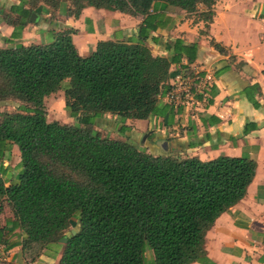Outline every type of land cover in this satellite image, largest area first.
<instances>
[{
	"label": "trees",
	"instance_id": "1",
	"mask_svg": "<svg viewBox=\"0 0 264 264\" xmlns=\"http://www.w3.org/2000/svg\"><path fill=\"white\" fill-rule=\"evenodd\" d=\"M40 2L53 14L77 17L92 6L143 20L137 41L101 40L88 55L78 53L68 27L48 43L0 47V102L19 103L0 112V158L14 145L20 158L12 175L0 163V215L8 208V230L21 235L7 249L18 243L35 260L44 249L62 246L58 264H147V249L153 264L199 261L206 231L244 196L256 162L153 155L129 140L125 120L169 113L171 104L159 98L172 88L170 67L197 57V43L181 38L166 42L167 56L151 52L145 39L169 20L152 11L160 5L193 13L200 2L210 7L214 0H25L10 7L24 14L11 39L28 21L22 6L31 12ZM198 13L207 27L213 11ZM59 90L73 123L47 119L45 98Z\"/></svg>",
	"mask_w": 264,
	"mask_h": 264
},
{
	"label": "crops",
	"instance_id": "2",
	"mask_svg": "<svg viewBox=\"0 0 264 264\" xmlns=\"http://www.w3.org/2000/svg\"><path fill=\"white\" fill-rule=\"evenodd\" d=\"M24 1L0 0V47L48 43L61 27H68L75 30L72 41L78 53L88 55L101 40L137 41L143 20V16L92 6L83 8L77 17L59 11L53 14L41 2L29 12L30 6L25 4L22 9L27 11L28 21L19 36L11 39L24 14L10 7ZM208 9L214 15L206 27L198 12ZM154 12L169 17L165 27L151 31L144 41L154 55L167 56L166 42L176 38L198 45L193 62L183 59L171 65L166 82L171 89L176 87V76L187 68L209 70L215 81L203 100L173 103L169 113L149 120L126 119L129 140L135 144L142 139L139 148L153 155L253 159L255 174L244 196L215 219L205 234V255L190 264H264V0H214L210 7L200 2L193 13L175 7L162 10L158 5ZM211 41L226 52L216 50ZM166 94L159 98L160 103L169 104ZM110 136L126 139L119 134ZM7 222L0 226V264H58L62 246L56 251L47 249L51 252H43L35 260L26 258L30 259L27 263L20 244L7 249V244L21 240L20 231H9ZM145 257L147 264H153L150 249Z\"/></svg>",
	"mask_w": 264,
	"mask_h": 264
},
{
	"label": "rangeland",
	"instance_id": "3",
	"mask_svg": "<svg viewBox=\"0 0 264 264\" xmlns=\"http://www.w3.org/2000/svg\"><path fill=\"white\" fill-rule=\"evenodd\" d=\"M18 102L14 101H6V102H0V112L2 111H14L18 107ZM45 106L47 111V119L49 121L57 120L61 123H73L74 118L70 117L68 111L64 107V96L62 90L49 95L45 98ZM108 128H105L103 125H97L96 128L100 129L102 132H108L109 134H113L115 136L118 135V133L115 131V129H111L109 126ZM140 143H143L142 139H137L135 142L136 146L139 148ZM19 151L16 146H12L11 151L9 155L5 154L2 158H0V163H3V165L7 168H9V174L12 175L16 172V166L19 162ZM6 208V206H5ZM11 217V213L8 210V208L5 209V212L0 216V226H2L5 222H7ZM35 251L38 250L34 248ZM43 252L48 253L51 252L49 250H43ZM25 257V262H29L31 258V255L27 253ZM53 264V263H49Z\"/></svg>",
	"mask_w": 264,
	"mask_h": 264
},
{
	"label": "built area",
	"instance_id": "4",
	"mask_svg": "<svg viewBox=\"0 0 264 264\" xmlns=\"http://www.w3.org/2000/svg\"><path fill=\"white\" fill-rule=\"evenodd\" d=\"M176 78V87L165 95L170 104L188 105L189 102L196 101L198 98L205 99L215 81L211 71L199 68L183 71Z\"/></svg>",
	"mask_w": 264,
	"mask_h": 264
},
{
	"label": "water",
	"instance_id": "5",
	"mask_svg": "<svg viewBox=\"0 0 264 264\" xmlns=\"http://www.w3.org/2000/svg\"><path fill=\"white\" fill-rule=\"evenodd\" d=\"M33 16H35V13L31 14L30 21H33ZM71 231L72 233H75V230H71ZM59 241L65 243L67 241V237H62Z\"/></svg>",
	"mask_w": 264,
	"mask_h": 264
}]
</instances>
